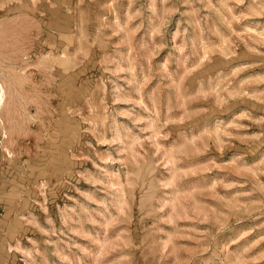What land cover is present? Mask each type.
<instances>
[{"label": "rangeland", "instance_id": "obj_1", "mask_svg": "<svg viewBox=\"0 0 264 264\" xmlns=\"http://www.w3.org/2000/svg\"><path fill=\"white\" fill-rule=\"evenodd\" d=\"M0 71V264H264V0H0Z\"/></svg>", "mask_w": 264, "mask_h": 264}, {"label": "bare ground", "instance_id": "obj_2", "mask_svg": "<svg viewBox=\"0 0 264 264\" xmlns=\"http://www.w3.org/2000/svg\"><path fill=\"white\" fill-rule=\"evenodd\" d=\"M2 70V69H1ZM1 73H0V112L4 109V108H6L7 106H9V98H11V96H12V93H13V91H17V88H16V84L15 85H13L12 84V82L10 83V82H8V78H10V77H8V78H6V74L3 72V71H0ZM17 87H19V86H17ZM14 89V90H13ZM20 89V88H19ZM32 90V89H31ZM12 98H13V96H12ZM11 98V99H12ZM10 102H11V100H10ZM4 111H5V109H4ZM7 113H8V111H7ZM2 114H4V113H2ZM5 115V114H4ZM3 116V115H2ZM6 116V115H5ZM4 116V117H5ZM7 118H9V117H7ZM27 118V117H26ZM29 118V117H28ZM4 119V118H3ZM13 119V118H12ZM6 120V119H5ZM14 120V119H13ZM29 120V119H28ZM8 121V120H7ZM32 121V120H31ZM1 122H2V117H1V115H0V126H1ZM11 122H14V121H12L11 120ZM3 123V122H2ZM4 124L5 125H3V126H6V121L4 122ZM10 124V123H9ZM14 126V125H13ZM9 128V127H8ZM1 130H2V128H0ZM5 130H6V127H5ZM8 130V129H7ZM3 131V130H2ZM3 133V132H2ZM5 134H7V133H4V135ZM3 135V136H4ZM16 135V134H15ZM6 138V137H5ZM9 138V137H8ZM7 138V139H8ZM12 138V137H11ZM13 138H15V136L13 137ZM12 138V142L14 143V139ZM4 139V138H3ZM10 147V146H9ZM13 147V146H12ZM11 149V148H10ZM9 150V149H8Z\"/></svg>", "mask_w": 264, "mask_h": 264}]
</instances>
